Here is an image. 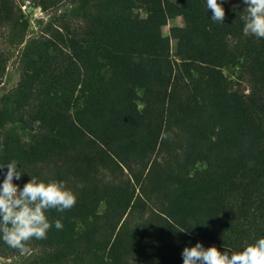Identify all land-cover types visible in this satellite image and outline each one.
<instances>
[{
  "label": "trees",
  "instance_id": "16d2710c",
  "mask_svg": "<svg viewBox=\"0 0 264 264\" xmlns=\"http://www.w3.org/2000/svg\"><path fill=\"white\" fill-rule=\"evenodd\" d=\"M35 1L47 19L27 39L18 0H0V35L23 46L0 96V165L77 202L47 213L28 264H183L198 242L264 238V39L244 34L242 0H225L223 23L206 0ZM9 61L0 51V81ZM23 253L0 239V259Z\"/></svg>",
  "mask_w": 264,
  "mask_h": 264
},
{
  "label": "clouds",
  "instance_id": "9594fccd",
  "mask_svg": "<svg viewBox=\"0 0 264 264\" xmlns=\"http://www.w3.org/2000/svg\"><path fill=\"white\" fill-rule=\"evenodd\" d=\"M225 0H206L213 22L223 23ZM246 5L243 32L264 39V0H242ZM15 160L0 165L7 169L0 183V239L9 247L19 251H29L32 239H45L52 228L47 213L56 210L63 213L71 210L77 202L76 195L66 187L63 181L39 180L35 176L21 189L14 180H20L22 172ZM55 227L61 230V220L55 221ZM183 264H264V238L249 244L241 251L221 252L215 246L205 248L202 243L194 247H185L181 253Z\"/></svg>",
  "mask_w": 264,
  "mask_h": 264
},
{
  "label": "rangeland",
  "instance_id": "374dc122",
  "mask_svg": "<svg viewBox=\"0 0 264 264\" xmlns=\"http://www.w3.org/2000/svg\"><path fill=\"white\" fill-rule=\"evenodd\" d=\"M18 3L21 6L24 19L28 22L27 39L35 37L41 30L40 21H45L47 19L46 14L41 11L37 1L35 0H18ZM184 24L185 22L183 18H177L175 20L170 21L168 26L163 29L164 37L169 38V29L171 27L184 26ZM170 45L172 51H174V42L170 41ZM0 51L6 52L10 58L5 78L0 81L1 96L4 93H7L10 90L14 89L20 80L21 74L19 71V61L22 55L23 46L11 45L7 37L0 35ZM236 72L237 71L234 69L225 70V74L232 79L236 75ZM15 130L24 141H31V132L24 130L20 126H16ZM29 260L30 253H23L22 255L12 259H0V264H28Z\"/></svg>",
  "mask_w": 264,
  "mask_h": 264
}]
</instances>
